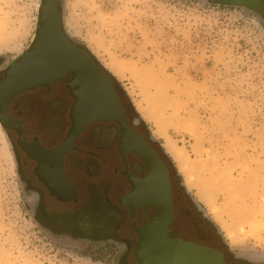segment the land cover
I'll use <instances>...</instances> for the list:
<instances>
[{"label": "rangeland", "instance_id": "rangeland-1", "mask_svg": "<svg viewBox=\"0 0 264 264\" xmlns=\"http://www.w3.org/2000/svg\"><path fill=\"white\" fill-rule=\"evenodd\" d=\"M65 24L235 254L264 262V22L197 0H64ZM42 0H0V57L27 52ZM168 143L172 151L168 153ZM0 264H113L55 243L27 213L0 125Z\"/></svg>", "mask_w": 264, "mask_h": 264}, {"label": "flooded vegetation", "instance_id": "flooded-vegetation-1", "mask_svg": "<svg viewBox=\"0 0 264 264\" xmlns=\"http://www.w3.org/2000/svg\"><path fill=\"white\" fill-rule=\"evenodd\" d=\"M60 3L57 0L61 13ZM77 48L88 51L80 44ZM28 55L0 57V118L26 211L44 235L84 252L103 249L113 264H138L136 229L157 213L136 200L147 199L139 189L154 174L160 183L169 185L172 238L216 250L227 264H246L226 247L214 223L187 194L170 159L125 105L113 80L127 123L93 121L73 138L71 110L76 104L77 80L72 73L57 75L50 70L40 78L13 77L14 68ZM30 80L40 83L27 88L18 85Z\"/></svg>", "mask_w": 264, "mask_h": 264}, {"label": "water", "instance_id": "water-1", "mask_svg": "<svg viewBox=\"0 0 264 264\" xmlns=\"http://www.w3.org/2000/svg\"><path fill=\"white\" fill-rule=\"evenodd\" d=\"M197 1L205 2L210 6L244 9L260 17L264 22L261 0ZM60 6L61 13L57 9V0H42L38 30L26 52L30 55L24 58L22 65L14 68L16 71L12 76L40 78L48 75L49 70L57 75L62 73L74 75L78 92L75 94L76 104L71 110L73 127L70 135L73 138L79 137L93 121L127 123L126 112L115 94L111 77L103 70L102 65L96 63L90 52L77 48V44L81 45V43L74 40L65 27L64 0H61ZM38 83L40 82L30 80L20 82L18 85L27 88ZM135 118L142 122L137 114ZM0 125L5 129L1 118ZM165 184L160 183V180L151 174L139 189L141 195H145L147 199L136 200L138 205L153 207L157 215L153 220L136 229L139 240L134 256L138 264H227L224 256L216 250L171 237L173 231L169 227L174 222V211L172 200L168 196L169 185ZM182 185L193 202L200 206L192 198L184 183ZM206 216L208 218L207 214ZM215 228L227 245L216 225ZM235 255L246 264H264L243 255Z\"/></svg>", "mask_w": 264, "mask_h": 264}, {"label": "bare ground", "instance_id": "bare-ground-1", "mask_svg": "<svg viewBox=\"0 0 264 264\" xmlns=\"http://www.w3.org/2000/svg\"><path fill=\"white\" fill-rule=\"evenodd\" d=\"M71 25H72V23L70 24V20H67L66 21V24H65L66 30L68 31V33L70 34V36L74 39V37L72 35L73 28H72ZM166 150L168 151V153L172 151V147H171V145L169 143L166 146Z\"/></svg>", "mask_w": 264, "mask_h": 264}, {"label": "trees", "instance_id": "trees-1", "mask_svg": "<svg viewBox=\"0 0 264 264\" xmlns=\"http://www.w3.org/2000/svg\"><path fill=\"white\" fill-rule=\"evenodd\" d=\"M93 56V55H92ZM93 58H94V60L96 61V63L97 64H99V65H101L98 61H97V59L93 56ZM104 69V68H103ZM106 71V70H105ZM107 72V71H106ZM108 73V75L112 78V79H115L109 72H107Z\"/></svg>", "mask_w": 264, "mask_h": 264}]
</instances>
